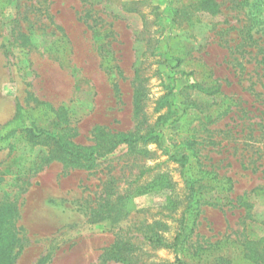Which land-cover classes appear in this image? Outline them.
<instances>
[{
  "label": "rangeland",
  "instance_id": "1",
  "mask_svg": "<svg viewBox=\"0 0 264 264\" xmlns=\"http://www.w3.org/2000/svg\"><path fill=\"white\" fill-rule=\"evenodd\" d=\"M214 1L0 0V264H179L184 214L186 264H264V0ZM97 127L144 139L36 168Z\"/></svg>",
  "mask_w": 264,
  "mask_h": 264
},
{
  "label": "trees",
  "instance_id": "2",
  "mask_svg": "<svg viewBox=\"0 0 264 264\" xmlns=\"http://www.w3.org/2000/svg\"><path fill=\"white\" fill-rule=\"evenodd\" d=\"M202 5L207 10L211 8L213 13L219 12V4L214 0H203ZM193 89L202 90L204 92H208L210 94L216 93L219 89L210 90L203 86L201 83H193L190 85ZM95 138L96 142L94 145H80L76 144L74 141L69 139H64L62 136L54 137L53 147H51L47 154H43L42 157H38L37 161H35V166L40 167L43 164H48L51 161H60L65 165H71L77 168L91 169L101 160L106 159V157L112 154L115 149L121 143H129L130 145L134 144L138 139H144V135H139L136 133L131 134H111L107 133L105 128L97 127L95 129ZM39 161L41 164L39 165ZM192 182V181H191ZM190 183V181H189ZM191 200L193 206L194 202H198V198L196 196V189L193 182L191 183ZM192 208V207H191ZM189 217L185 214L182 217L181 223L182 227L180 232L175 236L172 246L176 250L177 260L179 264H186L183 259L178 256L179 252L187 253L186 243V229L189 228L190 221ZM16 236V235H15ZM17 239V238H16ZM109 252H107L108 254ZM106 254V252H105ZM117 261H121L120 258L116 259ZM125 261L126 259H122ZM125 263V262H124ZM126 264V263H125Z\"/></svg>",
  "mask_w": 264,
  "mask_h": 264
}]
</instances>
